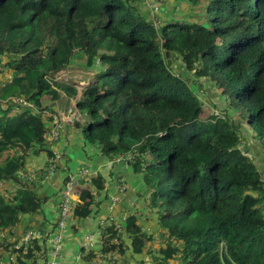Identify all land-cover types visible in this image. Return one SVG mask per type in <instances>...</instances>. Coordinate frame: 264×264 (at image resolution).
<instances>
[{
	"label": "trees",
	"instance_id": "16d2710c",
	"mask_svg": "<svg viewBox=\"0 0 264 264\" xmlns=\"http://www.w3.org/2000/svg\"><path fill=\"white\" fill-rule=\"evenodd\" d=\"M184 1L207 9L206 17L161 19L157 27L154 14L144 19L143 0H0V75L9 76L0 79V158L16 151L0 163V187H15L9 198L0 191V238L43 208L39 186L19 175L31 156H47L46 174L57 170L43 117L63 101L62 91L69 101L77 96L55 79L81 56L84 69H99L77 102L85 140L110 160L134 156L133 176L150 195L144 219L156 217L161 235L155 240L139 213H127L124 228L119 220L100 227V258L129 252L139 264H264V175L244 141L247 130L264 150V0ZM166 53L201 80L200 91L210 81L231 98L242 123L224 110L210 113ZM105 182L90 178L73 220L92 214L94 191ZM38 241L14 246L18 264H37Z\"/></svg>",
	"mask_w": 264,
	"mask_h": 264
},
{
	"label": "crops",
	"instance_id": "0c3cea01",
	"mask_svg": "<svg viewBox=\"0 0 264 264\" xmlns=\"http://www.w3.org/2000/svg\"><path fill=\"white\" fill-rule=\"evenodd\" d=\"M148 11L149 9L146 10L144 15ZM81 68L84 69L83 67ZM71 69L75 70L74 67ZM86 75L88 74L86 73ZM88 79L89 77L85 76L84 81L87 83ZM71 86L74 85L71 84ZM62 93L64 95H62ZM61 99L63 101L57 104L55 107L56 110H61V107H63L62 103L68 107L70 104L73 105L75 103L74 98L69 101L67 95L63 91L61 92ZM82 123H85L84 117L78 122L62 123L59 141L55 144L48 145V148L60 157L56 161L57 170L54 173H51L52 171L49 172V174L44 172L45 169V171H47V156H31L28 158V165L25 172L30 173L34 171L37 173V176H39L33 183L39 186L38 193L44 201V205L42 210L34 216L24 217L20 228L13 231L14 233H3L5 237L1 236L0 238V258L2 264H18L17 255L13 254V249L17 242L21 244L22 238L28 229H34L41 234L42 239L38 241L41 250H37L34 254L38 258L37 264H47L50 250L49 238L54 234L55 227L60 218L59 201L61 199V190L65 185L64 182L67 176L70 173L75 174L81 170H88L90 176H97L98 174L103 175L106 179L105 188L101 192L94 191L93 189V212L88 218L81 221L72 220L65 234L64 247L60 257L61 264H134V261L138 260V256H131L129 252L121 258L113 252L107 253L104 259L100 258L104 253L100 227H108L110 225L108 222L111 214L110 207L113 205L114 200L120 197L121 189L126 187L125 198H123L121 202L119 201L117 203L118 205L116 204L117 206L113 212L115 221L119 220L122 222L124 228V216L127 213H139L136 195L138 191L134 187L135 183H132V177L134 176L133 170H130L132 165H130L129 161H124V159H122L123 157H116L110 160L107 157L101 156L97 148L87 144L81 129ZM75 124H79L80 127L77 128L74 126ZM247 143L252 144L250 139H248ZM15 154V150L5 152L3 157L0 158V163L5 162ZM89 180L90 179L85 178L84 181H79L76 185L75 203H80L78 194L82 192L81 188L86 185ZM39 184L42 185L40 186ZM1 186H3L1 189L2 193H4L6 197L9 198L15 193L13 184L4 183ZM102 223H105V225L101 226ZM91 235L94 236L93 249L91 252H95L97 257L89 261L82 258L81 250L86 242V238ZM128 243L130 242L128 241ZM106 256L109 257V260ZM113 259L114 261H112ZM144 259L150 261L148 256L144 257Z\"/></svg>",
	"mask_w": 264,
	"mask_h": 264
},
{
	"label": "rangeland",
	"instance_id": "374dc122",
	"mask_svg": "<svg viewBox=\"0 0 264 264\" xmlns=\"http://www.w3.org/2000/svg\"><path fill=\"white\" fill-rule=\"evenodd\" d=\"M143 1L147 2L148 4L147 7L149 10H151L152 16L154 14V16L157 17L154 19L157 27L160 26L159 23L161 19L166 20V19L173 18L176 20L177 19L181 20L183 22L195 23L198 20L205 18L207 15L206 11H208L207 9L204 11H202V9L197 11V7L195 5H192L190 2H186L184 0H143ZM152 16H150L148 20H151ZM208 20L204 23L205 25L208 22ZM165 57L168 61L170 60L171 62L170 66L172 67V70L174 71V73L178 75H182L184 78L190 80V82L192 83L191 85L192 88L197 93H199V96L203 98V100H205L209 104L208 106L210 107V113L219 115V114H222L221 110H224V113L226 115L225 118H231L233 122H235L236 124L242 123V118L240 117L241 108H236L232 104L231 98L224 97L222 90L219 89L213 82H210V81L207 82L203 80L204 87L202 86L203 90L200 91L201 80L196 79L195 77L192 76L193 74L191 75V73H188V71L185 70L184 64L180 61H176V59H174L171 54L166 53ZM82 66H83V60H82V57L80 56L73 62L72 67H74L75 70H72L71 69L72 67H70L57 74L56 79H55L56 81L74 85L78 91V94H77V97L74 98L75 103L73 105L70 104L68 107L67 105L62 103L63 107H61V110H58V109L56 110L55 108V113H59V112L65 113L66 111L70 109L75 111V109L77 108V102L82 97L83 92L92 83L96 82L95 74L99 72V69L88 71L86 69H82L81 68ZM86 73L88 75H86ZM85 76L89 77L87 83L84 81ZM5 78H9V76L0 75V79L4 80ZM62 95L64 94L62 93ZM46 105H51V101L46 100ZM50 113H53V112H50ZM79 113L78 114L80 115V117L83 116L85 118L83 113L81 112ZM43 119L44 121H47L50 126H52L49 123V120L45 118V116L43 117ZM81 125H82V131H84L85 124L82 123ZM47 142H48V136H47ZM247 148H248L247 151L250 153L249 157L257 163L260 171L264 175V150H263L262 145H258L257 143H255L253 146H250L247 143ZM130 170H132V168ZM139 179H141L140 176L138 178L132 177V183H136L137 181V185H135L134 187L138 191L136 195H137V198L139 199L137 200V205H138V212L140 213L142 217L141 225L149 232L151 236L154 237L155 240H161L160 239L161 235L157 234L158 224L156 221V217H155V220L153 219V217H149V219H152L151 222H148V220L144 219L147 216L151 215L152 208L150 207V195L149 194L147 195L146 189L139 183V182H143V179L138 182ZM2 188L3 186L0 187L1 192H2L1 190ZM152 229L155 231L153 232ZM141 260H142L141 257L138 258V260L134 261V264H139ZM146 262H149V260H146Z\"/></svg>",
	"mask_w": 264,
	"mask_h": 264
},
{
	"label": "built area",
	"instance_id": "2783aa9c",
	"mask_svg": "<svg viewBox=\"0 0 264 264\" xmlns=\"http://www.w3.org/2000/svg\"><path fill=\"white\" fill-rule=\"evenodd\" d=\"M24 105L30 106V104H27L24 102ZM79 111L77 108L75 111L72 109L66 111L65 113L59 112V113H49L45 112L44 116L45 118L52 120V128L48 134V143L49 144H55L59 141L60 139V127L62 123L65 122H78L82 117L78 114ZM60 157L56 156V160H58ZM124 161H129V163L134 159V156L129 155L127 158L123 157ZM55 167L51 168V173H54ZM20 178L24 179L26 182L33 183L37 178V173L34 171H31L30 173H26L25 171L20 173ZM92 176H90L88 170H81L77 173H70L68 175V180L65 183L64 187L62 188L61 191V199L59 201V210H60V218L57 224V227L55 229L54 234L49 238V244H50V250L48 253V260L47 264H61L60 257H61V252L64 247V239H65V234L73 220V214H74V207H75V187L78 184L79 181H84L85 178L90 179ZM126 196V187H123L121 189V195L119 198H116L113 202V205L110 207L111 214H110V220L108 222H113L115 221V217L113 215V212L115 210V207L118 205L117 203L123 200ZM117 204V205H116ZM123 221H125L123 219ZM106 223V222H105ZM105 223L101 224V226L105 225ZM119 230L122 229V226L119 224L118 225ZM100 235H101V230H100ZM2 237H5L4 234L1 235ZM34 239H42V236L40 233H38L34 229H29L22 241L21 244L17 242L15 245L16 249L21 248V246H26L29 245L31 242L34 241ZM93 240L94 236H88L86 238L85 244L82 246V250L85 252H91L93 249ZM0 264L1 258H0Z\"/></svg>",
	"mask_w": 264,
	"mask_h": 264
},
{
	"label": "water",
	"instance_id": "95a60500",
	"mask_svg": "<svg viewBox=\"0 0 264 264\" xmlns=\"http://www.w3.org/2000/svg\"><path fill=\"white\" fill-rule=\"evenodd\" d=\"M151 14H152V12L149 10V11L144 15V19H145V20H148V17H149ZM168 63H169V65L171 64L170 60L168 61ZM74 126H76L77 128L80 127L79 124H75ZM245 132H246V136L244 137V141H245V142H248V139H250V140H251V143L254 145V144L256 143V141L253 139L252 135H251L249 132H247V130H245ZM245 150L247 151L248 148L245 147ZM90 189H92V188H91V185H90V184H86V185H84V186L81 188V191H84V190H90Z\"/></svg>",
	"mask_w": 264,
	"mask_h": 264
},
{
	"label": "clouds",
	"instance_id": "9594fccd",
	"mask_svg": "<svg viewBox=\"0 0 264 264\" xmlns=\"http://www.w3.org/2000/svg\"><path fill=\"white\" fill-rule=\"evenodd\" d=\"M151 11V10H150ZM152 15V14H151Z\"/></svg>",
	"mask_w": 264,
	"mask_h": 264
}]
</instances>
